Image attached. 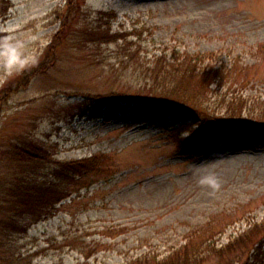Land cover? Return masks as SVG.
Masks as SVG:
<instances>
[{"label": "rangeland", "instance_id": "374dc122", "mask_svg": "<svg viewBox=\"0 0 264 264\" xmlns=\"http://www.w3.org/2000/svg\"><path fill=\"white\" fill-rule=\"evenodd\" d=\"M129 53L139 65L119 63ZM156 59L207 72L211 100L242 95L264 111V0H0V148L26 137L51 160L98 156L103 171L26 233L0 225V264L162 262L187 244L193 264H264V238L236 243L264 221L257 136L242 127L186 155L191 113L160 124L141 100L83 111L92 93L148 95L139 70Z\"/></svg>", "mask_w": 264, "mask_h": 264}, {"label": "trees", "instance_id": "16d2710c", "mask_svg": "<svg viewBox=\"0 0 264 264\" xmlns=\"http://www.w3.org/2000/svg\"><path fill=\"white\" fill-rule=\"evenodd\" d=\"M68 11H70V6ZM92 35L95 38L94 42L98 45L111 42L104 40L98 34L93 33ZM55 39L62 43L64 32H59ZM195 56V58L190 57L188 61H199L200 56ZM124 57L128 58L126 61L120 58L121 65L130 62L139 65L140 57L137 54L129 53ZM161 60L163 59L153 60L154 68L143 66L144 71L139 70L145 80L149 81L145 83L150 86L148 95H144L142 91L145 90L142 89H138L135 93L115 91L105 95L92 93L96 97L83 99L85 100L81 103L83 111L90 112L92 115L97 114L95 112L100 114L105 110L109 114L123 112L125 107L123 103H120L121 101L141 100L142 104L151 105L149 109L151 118L160 124L164 117L169 116L175 110L191 113L195 127L185 128L190 135L181 139L183 142L180 144L186 155H196L202 152V139H215L228 131L232 132L242 127H246L245 129H248L252 136H257L261 142H264V111L256 110L242 95H235L232 98L223 96L211 100L210 84L201 81V77L209 76L207 72L196 70L191 63L187 66L182 64L170 66L172 69L170 70L167 69L169 63L166 60L162 63ZM127 67L123 66L122 69ZM133 73H136V70ZM88 99L91 100L90 104ZM245 113L248 114L247 116H252L254 120L248 121L244 118ZM170 130L174 129L170 128ZM99 160L101 159L98 156H94L59 162L49 159L47 149L26 137H18L9 141L0 148V162L3 167L2 170L0 169V220L2 223L0 225L24 234L30 226L49 218L56 212L59 204L77 191L76 188L85 185L86 178L102 174ZM90 174L93 175L89 176ZM262 232H264V221L243 232L236 243L241 241L243 244L248 240L245 244L247 248L249 245L252 248L264 238V236L260 237ZM184 251L185 248L174 252L168 258L169 261L164 260L165 264H193L191 259L195 262L196 255L188 253L189 244L186 245V252ZM214 253H220V251ZM183 258L187 259L181 263ZM164 261L143 259L133 264H163Z\"/></svg>", "mask_w": 264, "mask_h": 264}]
</instances>
